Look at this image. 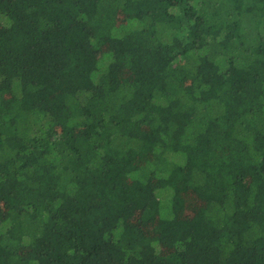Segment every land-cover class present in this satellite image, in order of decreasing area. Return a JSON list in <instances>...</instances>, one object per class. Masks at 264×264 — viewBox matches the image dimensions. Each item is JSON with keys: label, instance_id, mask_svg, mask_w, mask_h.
Returning <instances> with one entry per match:
<instances>
[{"label": "trees", "instance_id": "trees-1", "mask_svg": "<svg viewBox=\"0 0 264 264\" xmlns=\"http://www.w3.org/2000/svg\"><path fill=\"white\" fill-rule=\"evenodd\" d=\"M0 264H264V0H0Z\"/></svg>", "mask_w": 264, "mask_h": 264}, {"label": "rangeland", "instance_id": "rangeland-1", "mask_svg": "<svg viewBox=\"0 0 264 264\" xmlns=\"http://www.w3.org/2000/svg\"><path fill=\"white\" fill-rule=\"evenodd\" d=\"M183 200L185 201V207L183 211L178 213L179 216L187 217L190 216L195 210L201 207V203L196 201L193 197L190 195H183Z\"/></svg>", "mask_w": 264, "mask_h": 264}]
</instances>
